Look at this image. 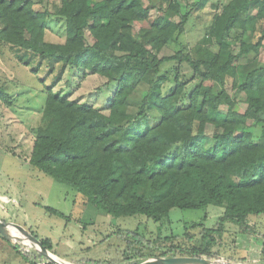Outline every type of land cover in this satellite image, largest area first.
<instances>
[{"label": "trees", "instance_id": "1", "mask_svg": "<svg viewBox=\"0 0 264 264\" xmlns=\"http://www.w3.org/2000/svg\"><path fill=\"white\" fill-rule=\"evenodd\" d=\"M45 2L0 0V43L23 50L18 56L39 57L35 71L44 60L50 73L59 67L47 87L43 123L34 130L30 164L113 216L142 214L159 222L175 207L224 208L218 227L202 230L200 245L159 247L149 260L212 261L215 240L205 241L222 235L228 223L257 234L249 221L264 214V0H229L221 11L212 4L207 36L214 43L198 46L197 57L171 45L192 8L208 0L194 6L187 0H60L53 11ZM50 18L65 21L63 42L47 40ZM67 66L114 84L106 111L53 91ZM167 69L175 70L173 78ZM237 93L247 104L242 112ZM0 101L13 104L2 86ZM38 238L50 250L51 239Z\"/></svg>", "mask_w": 264, "mask_h": 264}, {"label": "rangeland", "instance_id": "2", "mask_svg": "<svg viewBox=\"0 0 264 264\" xmlns=\"http://www.w3.org/2000/svg\"><path fill=\"white\" fill-rule=\"evenodd\" d=\"M228 1L208 0L204 7L197 9L194 5L198 0H187L194 8L184 32L179 35L178 41L172 42V48L184 47L197 57L195 51L198 46L203 45L202 43H214L207 36L215 12L211 5H220L221 11ZM59 3L60 0H48L43 5L53 11ZM38 6L42 7L41 4ZM185 10L183 8V12ZM151 14L155 16L157 10L152 9ZM48 27L47 40H65L64 20L50 18ZM212 48L215 49L213 46ZM22 52L23 50H16L10 44L0 43V86L13 95L11 106L0 101L2 221L20 225L36 237L51 239L50 252L58 254L65 264L145 263L149 261V253H154L159 247L168 249L200 245L202 230L218 227L224 208L217 205H209L203 209L175 207L159 222L142 214L113 216L95 207L72 186L34 168L29 162L34 130L43 123L42 111L47 98V87L57 76L59 67L50 73L48 61L44 60L35 71L40 58L29 53L18 56ZM260 59L264 62V48L261 50ZM170 70L167 69V73ZM174 72L172 69L168 77L173 78ZM183 72L187 73L188 78L192 75L187 66H184ZM113 87V83L106 84V79L99 75L85 77L83 71L67 66L53 91L106 111V103L113 93ZM227 87L231 94H235L230 85ZM236 96L238 111L242 112L247 106L244 95L237 93ZM135 100L138 98H134ZM253 131L259 133L261 129L256 127ZM48 207L62 212L65 216L51 212ZM258 218L264 221V214L258 215ZM250 225L254 227V231L260 230L259 224ZM237 227L228 223L222 235L214 233L206 239L207 243L211 238L215 240L212 248L215 254L214 257H208L212 260L208 264H237L240 258L232 255L242 257L245 252L252 250L254 244L259 246L256 233L237 232ZM4 232H0V264H31V261L54 264L37 255L35 249L18 231L6 229ZM141 238L143 241L140 243ZM144 245L146 246L143 247ZM138 253L143 256H138ZM253 263L264 264V261L257 259Z\"/></svg>", "mask_w": 264, "mask_h": 264}, {"label": "water", "instance_id": "3", "mask_svg": "<svg viewBox=\"0 0 264 264\" xmlns=\"http://www.w3.org/2000/svg\"><path fill=\"white\" fill-rule=\"evenodd\" d=\"M6 229H14L18 231L22 235V237H24L25 240H27L35 250H37L45 258H47L49 262H52L54 264H65L60 260L58 256L51 253L50 250H48L43 245L41 240L38 237H36L33 233L26 230L24 227L20 225L4 222L0 219V232L5 233L4 230ZM208 262H209L208 260H204V259L192 257V256H173V257L149 260L141 264H182V263L183 264H208Z\"/></svg>", "mask_w": 264, "mask_h": 264}, {"label": "crops", "instance_id": "4", "mask_svg": "<svg viewBox=\"0 0 264 264\" xmlns=\"http://www.w3.org/2000/svg\"><path fill=\"white\" fill-rule=\"evenodd\" d=\"M249 223H253L254 226H258L259 224V228L260 230L257 231V234L255 235L256 238H258V242H259V246H256L255 244L251 247L252 250H250V252H245L244 256L242 257H237L232 255L235 258H244V262L247 264H253V261H256L257 259L259 260L261 258V249H262V243L264 241V221L259 220V218L257 216L251 217ZM231 226V225H230ZM259 233V234H258ZM262 239V240H260ZM56 256H58V254H55ZM59 257V256H58Z\"/></svg>", "mask_w": 264, "mask_h": 264}]
</instances>
